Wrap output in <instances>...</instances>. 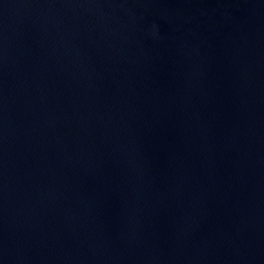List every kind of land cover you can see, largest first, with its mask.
<instances>
[{
    "label": "water",
    "instance_id": "water-1",
    "mask_svg": "<svg viewBox=\"0 0 264 264\" xmlns=\"http://www.w3.org/2000/svg\"><path fill=\"white\" fill-rule=\"evenodd\" d=\"M0 264H264V0H0Z\"/></svg>",
    "mask_w": 264,
    "mask_h": 264
}]
</instances>
